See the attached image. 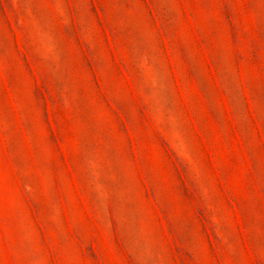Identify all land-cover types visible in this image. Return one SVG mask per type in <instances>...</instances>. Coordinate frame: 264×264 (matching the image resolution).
I'll return each instance as SVG.
<instances>
[{"label":"rangeland","instance_id":"rangeland-1","mask_svg":"<svg viewBox=\"0 0 264 264\" xmlns=\"http://www.w3.org/2000/svg\"><path fill=\"white\" fill-rule=\"evenodd\" d=\"M0 264H264V0H0Z\"/></svg>","mask_w":264,"mask_h":264}]
</instances>
